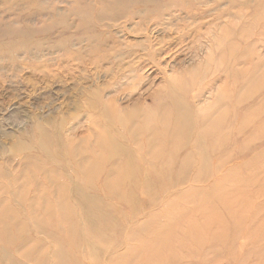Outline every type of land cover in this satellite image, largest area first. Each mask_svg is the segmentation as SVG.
<instances>
[{"label":"rangeland","instance_id":"1","mask_svg":"<svg viewBox=\"0 0 264 264\" xmlns=\"http://www.w3.org/2000/svg\"><path fill=\"white\" fill-rule=\"evenodd\" d=\"M232 1L0 0V264H264V127L201 169L164 139L171 80L201 115L232 93L217 37L264 60V0ZM116 114L146 121L141 145Z\"/></svg>","mask_w":264,"mask_h":264},{"label":"bare ground","instance_id":"2","mask_svg":"<svg viewBox=\"0 0 264 264\" xmlns=\"http://www.w3.org/2000/svg\"><path fill=\"white\" fill-rule=\"evenodd\" d=\"M156 1L157 0H141V2L143 3H154ZM232 2L234 4L237 3L236 0H233ZM156 6L157 2L153 7ZM221 14L225 15L224 13ZM245 15L246 14L243 13L238 15L237 13L235 17L241 18ZM244 29H246V27ZM197 34L196 36H198V38L201 37V33ZM246 36H248L247 31H245V33L243 34L242 30L239 35L234 34L233 32L226 31L224 34H221L220 37L216 38L215 47L213 45L214 42H212L211 50L214 49L212 53L216 55L214 58L216 59L214 65L216 66V69L220 68L222 71H224L227 77L229 76L231 79L233 78V82L231 85L232 93L229 94V92L225 88H223L215 96V105L205 110L204 114H200L202 110L199 109L200 107H198L197 104L198 101H196L194 97L191 100V98L186 95L185 99L187 97V99L191 100L190 103H186L187 99L184 101L182 95L178 93V91H183V93L185 94L184 91H187L186 88L191 84L193 85V79L190 85L188 84L185 86L186 88L181 86L179 83L173 84L174 82H176V80H171L169 83H172V86L169 87V91L166 93V99H169V101L171 102V108L174 109V114L173 119L172 117L170 119V125L165 131L164 139L169 138L171 140L169 145H172L173 148H181L180 151H183L182 155L185 156L182 157L185 160V164L190 162V152L188 150L190 140H193V144L197 147V153L200 156L203 155L201 158L202 164L201 166H198V168L201 169V167L205 168V166L207 165V153L209 152V150L218 152L220 154L223 152L225 153L227 149L231 147V145L236 144L238 139L241 138L243 134V142L249 144L248 142H252L253 138L256 137V134H254V132L264 127V115H262L260 118L252 120L255 118L253 117V115L255 114L254 110L256 109L254 107H256L258 104L261 105V108H259L260 112H264V78H262V81H258L256 79L259 67L262 68L264 66V60L258 59L254 64L252 63V60L250 61L252 56V47L249 43H247ZM241 59L242 61H244V63H242L244 65L241 69H238L237 65L240 64L239 61ZM247 64H250V66L247 67ZM209 67L211 66H208L207 68ZM248 88H253L254 94L241 95V93L243 94L244 92H246ZM202 95L203 94H201L199 98L202 97ZM255 97H258L259 99L256 103V106L249 104L243 107V104H248V102L253 98L255 99ZM238 108L245 109L242 114L240 111V115L239 112L238 115H234V112L237 111ZM210 109L215 110L210 112ZM231 111H233L232 116ZM116 115L119 118L118 121L120 122V125H123L125 127L127 137L131 139L133 143L137 142V144L141 145V139L139 138L137 141L136 137L139 133L138 131L140 130V128L144 130L143 132L150 131H147L149 125H147L146 127H141L146 121L138 123L139 119L137 117L134 118L132 116H125L123 118L120 114ZM192 115L193 121H191ZM254 123H259V127H256ZM248 127L251 128L249 130L250 132L247 135L246 130ZM195 129L199 130V133L204 132L206 134V142H204L203 139L200 140V142H194L195 132L192 130ZM235 129H237L236 132H234ZM151 134L152 136L150 138L147 136V138L145 139L146 145L144 146V148L146 147L148 150H151L153 144L157 143V141L159 143L160 140L159 137L156 136V131H154V128H152ZM110 139L111 138H109V140ZM109 140L103 137L98 140V143L99 145H105L109 143ZM159 144L162 145V142ZM161 147H163V145ZM236 151L237 150L234 149V153ZM160 156L161 155L159 152L156 158H161ZM187 168L188 166L186 165V169Z\"/></svg>","mask_w":264,"mask_h":264}]
</instances>
